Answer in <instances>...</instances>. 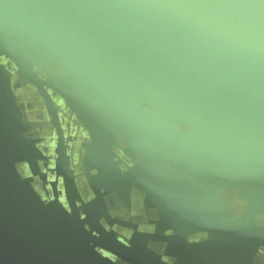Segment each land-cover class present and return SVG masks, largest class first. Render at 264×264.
<instances>
[{
  "label": "water",
  "instance_id": "water-1",
  "mask_svg": "<svg viewBox=\"0 0 264 264\" xmlns=\"http://www.w3.org/2000/svg\"><path fill=\"white\" fill-rule=\"evenodd\" d=\"M16 74L77 116L103 184L130 175L165 216L185 210L184 235L264 247L255 222L264 214V0H0V264H121L101 249L125 264H163L88 209L83 218L74 185L67 202L46 200L23 175L37 149ZM228 189L248 202L244 216L221 200Z\"/></svg>",
  "mask_w": 264,
  "mask_h": 264
},
{
  "label": "flooded vegetation",
  "instance_id": "flooded-vegetation-1",
  "mask_svg": "<svg viewBox=\"0 0 264 264\" xmlns=\"http://www.w3.org/2000/svg\"><path fill=\"white\" fill-rule=\"evenodd\" d=\"M15 86L20 109L27 121V135L35 142L37 149L33 167L25 161L20 165V170L23 175L33 180L37 192L44 199L51 200L57 193L64 202H67L66 183L68 182L72 189V185L75 186L73 197L81 216L85 218L84 210L88 209L100 225L125 245L133 246L132 238L138 240L140 244L146 243L147 248L154 252V256L160 258L163 264H224L225 250L219 246L222 241L216 238L213 232L199 231L184 235L185 231L176 233L174 229H166L164 233H158L160 219L157 211L153 213L155 208L151 209L152 212H148L145 190L134 184L129 198L128 188L123 187L118 191L109 188L108 184H103L99 169L89 168L90 158L86 147L90 142L88 133L65 101L53 93L52 89L48 88L50 100L47 101L37 87L17 74ZM118 153L130 163L123 153ZM64 162L68 171L61 174L59 171L60 169L64 171ZM113 166L118 172L122 173L125 170V167L118 162H114ZM56 175H59V180L55 185ZM116 176L120 179V175ZM125 177L129 179L130 175ZM92 181L102 183L94 186ZM229 195L230 192L227 191L221 199L230 205L229 212L236 216H244L246 203L241 200H230V202L225 200L224 197ZM255 222L264 224V216L258 215L255 217ZM192 229L194 226L188 228V230ZM170 236L175 239L166 241L165 237ZM183 242L186 247L184 249L181 245ZM205 242H208L207 248L201 249L199 246ZM170 244L174 248L171 246L168 249ZM141 250L144 251L143 248ZM101 252L113 261L125 264L119 256L103 249ZM230 258L234 261L233 256ZM254 264H264V247H261L255 255Z\"/></svg>",
  "mask_w": 264,
  "mask_h": 264
},
{
  "label": "crops",
  "instance_id": "crops-1",
  "mask_svg": "<svg viewBox=\"0 0 264 264\" xmlns=\"http://www.w3.org/2000/svg\"><path fill=\"white\" fill-rule=\"evenodd\" d=\"M116 177H117L116 175H115V177L113 175L110 176V179L108 180V182H110V183H108V185H109L108 187L113 189V190L117 189L118 191H120L121 188L126 187V188H128V192H129L128 195H129V198H130V192H131L130 190L133 187V184L128 183L127 179H126V181H127L126 182L125 179H123V177H121V175L119 176L120 179H117ZM112 180H115L117 182L120 181L121 184L119 186H115L114 187V185H111V183L113 182ZM122 181H125V182H122ZM227 191L230 192V195L226 196V197H228L229 202H230V200L231 201H240L241 200V201L245 202L246 203L245 211H246L247 206H248V202L246 200H243V199L239 198V197H235V192H236L235 189H228ZM222 195H224V194L221 193V199H222ZM225 200H227V199H225ZM146 206L148 208V212H152L151 209H153V208L156 209V210H153V213H156V211H157V214L159 216V219H160V221L158 223V225H159L158 228L159 229L169 226V228H167V229H174V231H175V228H177L178 230L182 231L181 229L187 228L186 225L178 223L179 222V220H178L179 216L182 213H184L185 210H180L178 208L177 209L173 208V209H171L169 216H165L164 213L162 212L163 209L152 205L149 202V200L147 199V195H146ZM245 211H244V214H245ZM258 215L264 216V214H257L256 217ZM176 222H177V224H176ZM221 241H223V242L220 243L219 246L224 248L226 255L228 254L230 256H233V258H234V262L233 263H235V264H254L255 255L259 252L260 248L259 249H252V248H247L246 249L245 247L241 246V242L236 241V240H231V239L225 240V242H224V240H221ZM207 243L208 242H205L202 245H200L199 247L201 249L207 248V246H208ZM225 246H228V247L225 248ZM229 252L231 254H229Z\"/></svg>",
  "mask_w": 264,
  "mask_h": 264
},
{
  "label": "bare ground",
  "instance_id": "bare-ground-1",
  "mask_svg": "<svg viewBox=\"0 0 264 264\" xmlns=\"http://www.w3.org/2000/svg\"><path fill=\"white\" fill-rule=\"evenodd\" d=\"M53 92V91H52ZM54 93V92H53ZM59 96V95H58ZM61 119V118H60ZM75 121V120H74ZM77 123V122H76ZM80 126V125H79ZM82 126V125H81ZM59 128V127H58ZM64 132V131H63ZM87 142H89V141H87ZM87 147V146H86ZM62 153H65V152H62ZM67 154V153H66ZM70 155V154H69ZM82 155V154H81ZM62 157V156H61ZM69 157V156H68ZM69 160H70V158H69ZM71 162V161H70ZM90 163V162H89ZM88 165V164H87ZM86 168V167H85ZM70 169V168H69ZM85 172V171H84ZM71 173V172H70ZM69 173V174H70ZM74 173V172H73ZM90 173V172H89ZM85 174H87V173H85ZM85 176V175H84ZM73 178V177H72ZM78 180V179H77ZM90 181V180H89ZM90 207V206H89Z\"/></svg>",
  "mask_w": 264,
  "mask_h": 264
}]
</instances>
